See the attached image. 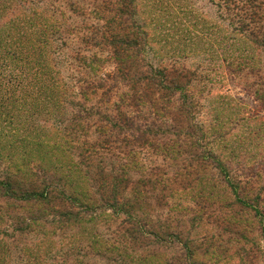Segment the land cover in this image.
<instances>
[{
	"label": "trees",
	"instance_id": "trees-1",
	"mask_svg": "<svg viewBox=\"0 0 264 264\" xmlns=\"http://www.w3.org/2000/svg\"><path fill=\"white\" fill-rule=\"evenodd\" d=\"M137 14L135 0H0V211L17 214L0 251L48 225L67 240L66 264L88 254L148 264L147 255L135 260L139 246L175 249L168 264L198 263L181 222L149 214L172 210L169 201L198 180L199 158L172 178L164 165L177 144L169 137L195 118L192 107L182 111L194 74L146 61ZM97 223L112 231L83 246L77 232Z\"/></svg>",
	"mask_w": 264,
	"mask_h": 264
},
{
	"label": "rangeland",
	"instance_id": "rangeland-1",
	"mask_svg": "<svg viewBox=\"0 0 264 264\" xmlns=\"http://www.w3.org/2000/svg\"><path fill=\"white\" fill-rule=\"evenodd\" d=\"M135 1V18L146 35V61L194 74L182 111L192 107L195 118L181 125L177 140L169 137L177 144L170 142L174 146L164 156L167 177L192 158L201 161L194 190L180 189L169 201L173 211L150 208L151 220L167 213L179 220L183 233L198 243L197 264H264V0ZM63 70L69 73L67 66ZM153 159L162 163L160 156ZM14 216L0 211V240L7 239L1 234L5 229L11 235L8 217ZM39 229L13 246L7 243L0 264H66L60 245L67 240L48 225ZM109 231L97 223L77 233L87 246L91 235L106 240ZM143 248L132 249L135 260L143 254L148 264L173 262L175 249ZM84 263L107 264L89 254Z\"/></svg>",
	"mask_w": 264,
	"mask_h": 264
}]
</instances>
